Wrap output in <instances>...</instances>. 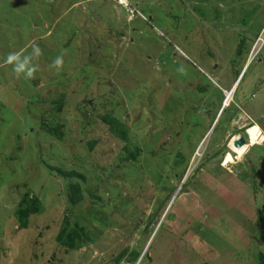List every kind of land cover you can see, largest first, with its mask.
Here are the masks:
<instances>
[{"label": "rangeland", "instance_id": "obj_1", "mask_svg": "<svg viewBox=\"0 0 264 264\" xmlns=\"http://www.w3.org/2000/svg\"><path fill=\"white\" fill-rule=\"evenodd\" d=\"M128 1L0 0V264H264V0Z\"/></svg>", "mask_w": 264, "mask_h": 264}, {"label": "clouds", "instance_id": "obj_2", "mask_svg": "<svg viewBox=\"0 0 264 264\" xmlns=\"http://www.w3.org/2000/svg\"><path fill=\"white\" fill-rule=\"evenodd\" d=\"M40 55H41V49L39 47H37V46H34L33 47V51H32V53L30 55H23L22 56V54L19 53V52L10 53L8 55V57H7V60L4 63L6 65H12V70L17 75V77H19L21 74H23L25 78H33L34 73L37 70V68L31 62H32L33 59H38ZM63 63H64L63 57L62 56H57L53 60V62L50 65V67L55 68L56 71H60L62 69ZM247 130L248 129L246 128V132L245 133L247 134V138L246 137H244V138L248 142L249 141V137H248ZM142 254H143V252H142Z\"/></svg>", "mask_w": 264, "mask_h": 264}, {"label": "trees", "instance_id": "obj_3", "mask_svg": "<svg viewBox=\"0 0 264 264\" xmlns=\"http://www.w3.org/2000/svg\"><path fill=\"white\" fill-rule=\"evenodd\" d=\"M233 94H234V91H233ZM232 94V95H233ZM57 103H59V102H57ZM61 103V102H60ZM115 124V122H113V120L111 121V124H110V129L114 132V133H116L117 135H119L122 139H125V136L122 134H120V131H116L115 130V126H117L116 124ZM217 124V123H216ZM49 132H50V130H49ZM244 134L247 136V134L244 132ZM128 150V149H127ZM131 151H133V153L135 152H137V150H131ZM55 170H57V172H58V174L59 175H61L62 177H64L65 179L67 178L68 179V181H69V179H71V178H73V177H78V178H83V176L81 175V174H78L77 172H74V171H65V170H63V169H61V168H59V167H55L54 168ZM78 184H80V185H82L80 182H77ZM70 188H75V190H76V193L74 192V194L73 193H71L70 192V203H72V204H74L76 201H77V199H78V197H79V195H80V193H81V191H82V189H81V187L80 186H77V185H74V184H71V182H70ZM26 197V196H25ZM25 199V198H24ZM24 203V202H23ZM25 204V203H24ZM27 204H29V202L27 203ZM34 210L31 208V207H28L26 210H24L23 211V220H21L22 222V224L23 225H27V220H26V218H27V216L30 214V213H32ZM153 217V216H152ZM79 232H81L80 230H77V229H75V233H76V235H78V233ZM60 241H62L61 239H60ZM69 242H71V246H70V248H73L75 245H73V239H72V236H69ZM141 254L142 253H140V251L139 252H137V253H135V255L133 256V260H135L136 262L138 261V259H139V257L141 256ZM204 264H207V263H204Z\"/></svg>", "mask_w": 264, "mask_h": 264}, {"label": "bare ground", "instance_id": "obj_4", "mask_svg": "<svg viewBox=\"0 0 264 264\" xmlns=\"http://www.w3.org/2000/svg\"><path fill=\"white\" fill-rule=\"evenodd\" d=\"M232 93L233 92H231V94ZM229 96H228V98H229ZM227 100H229V99H227ZM248 131H249V141H248V145H244V144H239L238 145L237 142H239V139H240L238 136L237 137L235 136L234 137V140L231 143V145H232L234 151L236 152V154L239 155V156H241V157L244 155V153H245V151H246V149H247L248 146H254L256 143H258V141H256V140H258V137L260 136V134H262L261 133V129L258 126H253V127L249 128ZM259 140L261 141L260 138H259Z\"/></svg>", "mask_w": 264, "mask_h": 264}, {"label": "built area", "instance_id": "obj_5", "mask_svg": "<svg viewBox=\"0 0 264 264\" xmlns=\"http://www.w3.org/2000/svg\"><path fill=\"white\" fill-rule=\"evenodd\" d=\"M118 4L123 5L124 7H126L128 10H130L132 12V15L134 16L138 11L137 8L133 7L131 5V3L128 0H117Z\"/></svg>", "mask_w": 264, "mask_h": 264}, {"label": "water", "instance_id": "obj_6", "mask_svg": "<svg viewBox=\"0 0 264 264\" xmlns=\"http://www.w3.org/2000/svg\"><path fill=\"white\" fill-rule=\"evenodd\" d=\"M233 90H234V88H233ZM232 90V91H233ZM247 141H246V139L244 138V137H241L240 139H239V142H237V144L239 145V144H245Z\"/></svg>", "mask_w": 264, "mask_h": 264}, {"label": "flooded vegetation", "instance_id": "obj_7", "mask_svg": "<svg viewBox=\"0 0 264 264\" xmlns=\"http://www.w3.org/2000/svg\"><path fill=\"white\" fill-rule=\"evenodd\" d=\"M241 129H242V127L241 128H237L236 130H240L238 133L241 134V135L243 134L242 137H245L246 135L244 134V131L241 130ZM245 132H246V129H245Z\"/></svg>", "mask_w": 264, "mask_h": 264}]
</instances>
